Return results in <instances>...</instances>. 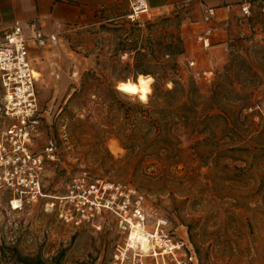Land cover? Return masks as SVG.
I'll use <instances>...</instances> for the list:
<instances>
[{
	"label": "rangeland",
	"instance_id": "374dc122",
	"mask_svg": "<svg viewBox=\"0 0 264 264\" xmlns=\"http://www.w3.org/2000/svg\"><path fill=\"white\" fill-rule=\"evenodd\" d=\"M249 4L250 27L242 35L240 26L231 28L222 64L210 66L204 60L200 67L191 66L182 54L163 56L176 62V78L182 83L193 82L203 96L223 85L225 97L206 128L194 136L181 131L177 160L127 154L117 135L146 131L129 119L146 114L142 106L149 103L155 80L145 102L116 85L134 77L135 48L159 55L168 44L177 45L185 18L179 9L177 18L153 12L136 23L122 17L79 28L63 35L55 48L36 49L40 122L34 148L42 151L53 137L60 160L46 162L42 184L48 196L38 204L12 210L9 196L0 195V264L110 262L124 239L116 218L107 215L99 230L88 224L74 227L59 219L58 200L50 197L66 195L83 171L94 179L135 186L144 196L146 229L152 232L157 222H164V233L194 255L190 264H264V116L248 110L264 103V0ZM117 9L127 13L128 0H121ZM207 50L202 54L216 55ZM148 59L139 57V62L146 65ZM89 70L96 78L84 82ZM195 70L199 77L193 76ZM209 71L208 81L203 74ZM74 91L78 95L71 97ZM101 127L111 134L103 138ZM51 201H56L53 208L46 205ZM139 259L163 263L160 256L158 261L148 255L133 260Z\"/></svg>",
	"mask_w": 264,
	"mask_h": 264
},
{
	"label": "built area",
	"instance_id": "2783aa9c",
	"mask_svg": "<svg viewBox=\"0 0 264 264\" xmlns=\"http://www.w3.org/2000/svg\"><path fill=\"white\" fill-rule=\"evenodd\" d=\"M128 3V22L150 19L148 0H128ZM240 10L236 21L239 26L251 16V6L243 4ZM215 17V8L205 7L202 21L209 25L197 35V41L204 49L211 46V37L220 28L213 23ZM76 29V25L57 23L53 31L46 33L30 25L27 34L25 28L16 22L0 41V195L9 196L12 210L32 207L48 196L42 184L45 164H55L60 160L53 137L46 139L42 151L37 152L34 148L40 114L36 90L38 79L32 64L31 48H55L63 35ZM126 57L127 53L122 56ZM190 65L193 66L194 62H190ZM212 73L209 71L203 75L209 81ZM192 74L195 78L200 76L198 71ZM248 110L264 116V103L261 107L258 104L250 106ZM50 197L58 200L59 219L74 227L88 224L99 230L105 225L107 215L116 218L124 239L122 244L117 245L108 264H143L142 260L133 259L146 255L156 260L160 256L162 264H167L165 257L171 264L193 262L194 255L190 250L189 254L184 251V243L174 241L164 233L161 227L164 222H157L152 232L146 229L148 217L143 207L144 196L131 183L94 179L83 171L72 181L66 195ZM55 202L46 205L53 208ZM15 206L18 208L14 209ZM139 231L150 236L146 250L142 249L136 238ZM153 232H158L160 243L149 234ZM157 248L161 250L157 251Z\"/></svg>",
	"mask_w": 264,
	"mask_h": 264
},
{
	"label": "crops",
	"instance_id": "0c3cea01",
	"mask_svg": "<svg viewBox=\"0 0 264 264\" xmlns=\"http://www.w3.org/2000/svg\"><path fill=\"white\" fill-rule=\"evenodd\" d=\"M120 1L0 0V41L3 39L4 33L16 22L20 23L25 28L26 33L29 34L30 25L49 33L55 29L57 23L76 25L79 29L122 17L126 18L129 9L127 13L119 12L117 8ZM250 1L252 0H148L149 18L153 12L176 14L179 9L185 16L180 27V36L184 42L182 58L194 62V65L197 64L199 67L204 60L212 66L225 62L219 61L223 59L221 53L224 51V46L234 26H237L236 21L241 14V6L249 4ZM205 7L215 8L216 17L213 23L220 27L211 37V46L207 48L208 50L212 49L213 53L216 54L215 56H211L210 52L203 55L202 51L207 49H204L197 41V35L209 25L202 21ZM251 16L244 19V24L238 28L241 35L246 28L250 27ZM228 26L230 29H227ZM218 51H220L219 58L217 56ZM34 53H36V49L31 48L32 64L36 72L33 60Z\"/></svg>",
	"mask_w": 264,
	"mask_h": 264
},
{
	"label": "trees",
	"instance_id": "16d2710c",
	"mask_svg": "<svg viewBox=\"0 0 264 264\" xmlns=\"http://www.w3.org/2000/svg\"><path fill=\"white\" fill-rule=\"evenodd\" d=\"M175 17L177 18V15ZM167 20H171V18ZM175 39L177 45L168 44V51L164 47L159 55H152V52H144L142 49H134L136 59L133 64L134 77L132 80L136 79V75L150 74L154 78L155 84L149 103L142 106L145 108V112L147 111L146 114L141 119H129L133 125L145 126L146 131L116 134L122 146L127 150V154H147L159 161L164 158L177 160L181 152L179 147L181 131H187L190 136L196 135L202 128H206L214 117L219 115L212 112L217 108H223L220 105L225 99L222 94L223 90L221 92L223 85H215L209 95L203 96L193 82L185 84L176 78L178 74L176 62L174 60L166 61L163 57L184 53L182 38L177 35ZM139 57H149L150 63L143 65L139 62ZM84 75V82L96 78L94 71L91 70L86 71ZM166 83H171V87L166 88ZM77 95L78 92L74 91L71 97ZM101 125L106 126L104 123ZM101 128L103 138H106L107 134H111L106 128Z\"/></svg>",
	"mask_w": 264,
	"mask_h": 264
},
{
	"label": "bare ground",
	"instance_id": "6f19581e",
	"mask_svg": "<svg viewBox=\"0 0 264 264\" xmlns=\"http://www.w3.org/2000/svg\"><path fill=\"white\" fill-rule=\"evenodd\" d=\"M35 76L39 80L40 73L38 71L35 72ZM153 81V78L149 75H139L135 80L127 79V80H121L117 83L116 89L124 94L131 95L134 97H137L142 102H145L148 100V96L151 93V83ZM135 87L136 91H126L123 87ZM15 204V203H14ZM18 206H15L14 209H17ZM151 234V237L156 238L158 243H160L159 239L160 236L158 232L149 233ZM149 237L146 236V234L142 233L141 231L136 233V238L140 242L142 249L146 250L149 246Z\"/></svg>",
	"mask_w": 264,
	"mask_h": 264
},
{
	"label": "snow or ice",
	"instance_id": "6c2138e0",
	"mask_svg": "<svg viewBox=\"0 0 264 264\" xmlns=\"http://www.w3.org/2000/svg\"><path fill=\"white\" fill-rule=\"evenodd\" d=\"M124 88V90L126 91H131V92H135L136 91V88L135 87H125V86H121Z\"/></svg>",
	"mask_w": 264,
	"mask_h": 264
}]
</instances>
